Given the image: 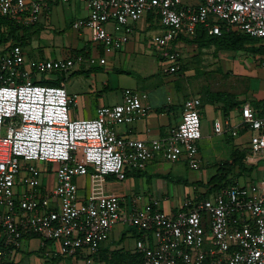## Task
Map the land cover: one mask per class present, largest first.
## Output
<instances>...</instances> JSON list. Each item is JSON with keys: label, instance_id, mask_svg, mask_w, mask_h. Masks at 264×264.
I'll return each instance as SVG.
<instances>
[{"label": "built area", "instance_id": "obj_1", "mask_svg": "<svg viewBox=\"0 0 264 264\" xmlns=\"http://www.w3.org/2000/svg\"><path fill=\"white\" fill-rule=\"evenodd\" d=\"M82 1L87 15L72 26L86 28L104 53L121 49L141 16L157 18L161 31L151 40L167 73L180 69L179 50L170 45L192 37L198 25L216 34L224 25L264 37V0ZM45 5V0H0V15L26 25ZM83 59L76 52L39 58L28 67L65 72ZM87 60L94 62L92 56ZM25 62L21 45L0 47V258L18 249L27 235L38 237L48 253L92 254L121 222L142 233L135 239L141 264H264V176L206 197L185 195L171 209L155 195L133 194L124 210L123 198L105 190L106 175L123 180L125 169L142 168L156 155L198 167L199 95L185 98L180 119L166 136L127 137L115 126L146 114L145 92L125 87L119 101L98 106L94 116L72 117L75 94L67 93L62 81H31ZM238 116L235 123L229 116H214L212 133L236 136L244 128L249 132L245 160L255 165L264 157V110L245 102ZM81 175L88 176L83 195L76 182Z\"/></svg>", "mask_w": 264, "mask_h": 264}, {"label": "rangeland", "instance_id": "obj_2", "mask_svg": "<svg viewBox=\"0 0 264 264\" xmlns=\"http://www.w3.org/2000/svg\"><path fill=\"white\" fill-rule=\"evenodd\" d=\"M182 3L184 5H195L198 3V0H182ZM58 4H61V2ZM46 6L47 2L42 11L39 13V18L35 23L29 26V29L32 32L25 36L27 44H24L22 48L25 56L29 57L30 59L35 60V58H44L45 56H60L62 51L58 50L57 46L53 45V40L51 39L50 34L54 35L55 40L59 34L62 35L66 32H74L72 28L73 26L69 25V19L71 16L70 12L64 11L65 24L62 25L61 23H57L55 21L51 15V12L48 14V8L46 9ZM139 19H142L144 21L143 23H147V26H144L142 30L135 31V34H140L139 41L142 45V50L136 54H133L129 63H121V68L127 69V71L123 72V69H117V67L111 68L113 65H106L105 67L98 66L97 63L92 64L84 58L82 61L76 62L65 72L37 70L33 67L30 68L26 66L31 74L30 80H32V78L38 80L42 77H49L53 79L59 78L61 80L67 77H69L70 80H72V78H77V81L73 83L76 89H88L89 87L93 90L95 87L91 86L90 82L93 83L92 85H95V80L93 78L94 73L97 72L108 74L112 71L114 74V79L118 80V83L116 82V86L106 87L98 84L97 82V91L95 95L102 98V100L106 102L105 104H111L115 102L120 93L121 86L130 82L134 78H137L138 80L142 78V76L138 74L139 72L137 68L132 67L133 63H140L143 61V59L148 61V56H150V58L153 59L152 61L155 62L156 53L157 51H160V49L157 48L151 40V37L154 33L161 31V25L158 23L157 18L152 17V19L150 18V20H147L146 17L141 16ZM29 39L31 40L30 43ZM79 45H82V42ZM170 46L179 50V63L182 66L181 70L172 73L158 72L156 74H152L151 76L152 79H160L167 83V92L169 94L174 95L177 93V95H200L202 102L206 105H211L212 102H219L220 104H223L224 101L221 99V97L220 100H218L215 96H213L214 93L223 92L229 95L238 94L241 91L244 81L248 78L249 68H255L257 69V72H260V76L257 78V80L261 82L263 86L262 90L260 91L262 92L264 89V40L262 38H260V40L246 41L243 43V45L235 49L219 48L213 44L200 45L196 42L187 40L176 41L174 45L172 44ZM239 60L242 66L246 68L242 73H240L241 70H239L240 68L238 66ZM82 65H86L87 69H82ZM171 83H177L176 85L178 86L174 87V85L172 86ZM67 88V93H70V87ZM137 90L140 91L139 89ZM75 95L78 96L77 94ZM91 95L94 94L92 93ZM259 97L260 95H258L257 101L259 100ZM238 100L241 103H245L243 102L245 101L244 99ZM259 107L263 108L264 110V102H259ZM72 111H77L81 114L84 112L81 110L80 105L73 106ZM207 120V116H204L201 125L202 136L197 141L199 146L198 154L199 157H201V164L199 162L198 167L191 168L182 160H163V169L170 171L167 177H156L155 175H150L148 178H146L144 175L136 176V185L134 188H131L130 182L127 180V184L130 185V189H128L127 193H124L122 187L116 183L113 175H109L107 177V187L113 184V191L115 193H118V195H122V193H124V197L127 199V203H125V200L123 201L124 210H126V208L131 205L133 194H140L146 198V193H149V191H152L153 189L156 190V196L160 199L162 206H178V204L183 200V197L188 194L187 192L189 189H187V186L192 187L194 184L191 183L185 185L182 182H176V178L179 177L181 179H187V176L192 177L196 176L197 174L200 175L202 168L201 166L204 165L205 162H209L205 166L206 172L203 171L200 176L195 177L196 180L206 181L210 174L215 171L214 169L218 164L228 160L231 157L230 155L233 149H245V147H247L249 136L248 131H246V134L243 136V138L239 137L240 135L244 134L242 132H240V135L232 136V138H226L212 132L208 134ZM243 139H245L244 142H242ZM148 169L152 170L151 167H148ZM152 172L153 171L150 173ZM81 176H85V182L88 184V176ZM263 176L264 157H261L257 164L253 166L250 176H247L246 178L260 180ZM239 178L241 183L243 176H239ZM195 179L192 181H195ZM43 180H46V178L44 177ZM50 180H53L52 171L50 174ZM161 192H167V197L165 199L160 197ZM21 252L22 251H20V253ZM26 254L29 261H31L35 255H37L41 261L46 260V262H51L52 260L50 256H44L39 253L37 254V252L31 251ZM70 258L74 259L73 257ZM10 262L13 263L12 261ZM23 264H25V262Z\"/></svg>", "mask_w": 264, "mask_h": 264}, {"label": "crops", "instance_id": "obj_3", "mask_svg": "<svg viewBox=\"0 0 264 264\" xmlns=\"http://www.w3.org/2000/svg\"><path fill=\"white\" fill-rule=\"evenodd\" d=\"M47 6L46 9L49 12H51L52 17L55 19L57 23H61L62 25L65 24L64 19V11L70 12L71 16L69 19V25H72V22L80 17H84L87 15V8L82 0H46ZM61 4H58L60 3ZM65 2V4H64ZM45 11V10H44ZM46 14V13H45ZM39 18V15H38ZM37 18V19H38ZM36 19V20H37ZM36 21L26 24L24 27V34L29 35L32 31L29 29V26ZM144 21L142 19H138L133 23L134 30L131 34V38L129 41H127L121 49L111 52V53H104L99 46H97L90 38L89 31L86 28H73V33L66 32L62 35H57V39L54 40V35L50 34L51 39L53 40V45L58 47V50L62 51V54L60 56L56 57H50V58H57V57H65L72 52H81L84 55V58L87 59V57L92 56L94 58L93 63H97L98 66L105 67L106 65H113L111 68L117 67L121 68V63H129L130 58L133 54H136L142 50V45L140 43V34H135V31L142 30L144 26H147V23H143ZM62 30V29H61ZM139 33V32H138ZM87 38V39H86ZM28 39V38H27ZM51 40V42H52ZM179 40H186L185 38H181ZM178 40V41H179ZM29 39V43H30ZM82 42V45H79ZM176 43V41H175ZM173 43V45L175 44ZM27 44V43H26ZM2 47V46H0ZM23 47V46H22ZM41 50V49H40ZM80 50V51H79ZM74 52V53H76ZM41 58V57H40ZM101 58L103 61H100ZM26 66H29L32 62H34L36 59H30L29 57H26ZM148 61H145L143 59L142 62L133 63L132 67L137 68L138 74L142 76L141 79L134 78L130 82L125 83L123 86L120 87V93L116 99L115 102L119 101L121 99V93L122 90L125 87L133 88V89H139L142 92L146 93V99L145 103L148 105V111L146 114L140 118L135 119L133 122L128 124H118L115 126V131L119 135L127 136V137H137V138H151V137H157V136H166L172 126H174L178 120L180 119L181 111L183 109V101L185 98L194 96V95H177L169 94L167 92V83L160 79H152V74H156L158 72H164L162 70V52L161 50L156 53V61H152L153 59L148 56ZM140 61V60H139ZM92 63V64H93ZM232 64V63H231ZM239 70L240 73L245 71V67L242 66L239 60ZM242 67V68H241ZM180 68H182L180 64ZM82 69H87L86 65H82ZM181 70V69H179ZM249 75L248 78L244 81L243 86L241 88V91L236 95L237 99H244L243 102L250 103L251 106H253V103L257 101L258 95H260L259 99H262V96L264 94V89L262 90V84L257 80V78L260 76L257 72V69L249 68ZM127 71V69H123V72ZM258 75V76H257ZM93 78L95 80V85H92L93 83L90 82L91 86H94L95 89L89 88L88 89H81L78 90L73 85L75 81H77V78H72V80L69 79V77L61 80L64 83V86L66 88V91L68 90L67 87H70V93L69 94H77L75 95V102L71 104L70 106V115L72 117H91L96 114V109L98 106L105 104L106 102L102 100V98L98 97L96 94L97 91V82L98 84H101L102 86L106 87H113L116 86V82L118 83L117 79H114V74L112 73H97L95 72L93 75ZM70 81V82H69ZM177 84V83H176ZM172 84L174 87H177L178 85ZM118 85V84H117ZM83 92V93H82ZM94 95H91V94ZM200 96V95H199ZM93 98V99H92ZM219 100V99H218ZM202 102V99H201ZM114 103V102H113ZM242 103H238L236 105H232L231 108L227 111L226 114H224L223 109L225 108L224 103L220 104L219 102H212L211 105H206L203 102L200 106V114H201V125L203 122L204 116H207V124H208V134L212 132L211 129V120L214 116H229L231 121L233 123L237 122L239 120V107ZM81 106V110L84 111L82 114L80 112H74L72 111L73 106ZM246 134L244 132L243 135H240V131L237 135H240V138H243V136ZM223 137L228 138L229 135L227 133L225 134H217ZM236 135V136H237ZM202 136V135H201ZM232 138V137H230ZM245 139L242 140L244 142ZM240 141V140H239ZM241 143V142H239ZM198 144V143H197ZM238 144V143H237ZM198 152H199V146H198ZM163 159L160 155H156L153 159L146 161L141 171H144L145 177L154 175L155 173H169V170H164L162 167V161ZM180 161V160H179ZM185 164L186 162L182 160ZM209 162H205L204 165L201 167L200 175L204 171L206 172L205 166ZM200 164H201V157H200ZM148 167H151L152 170H149ZM215 170V169H214ZM153 171L152 173H150ZM214 172V171H213ZM197 174L196 176L188 177V181H192L195 179V177L200 176ZM85 176H77L76 182L78 185V192L79 194L83 195L87 193L88 190V184L85 182L84 179ZM158 177V176H156ZM115 178V177H114ZM111 179V178H110ZM107 180V178H106ZM116 183L119 184L122 187V190L124 193H127L128 189L134 188L136 185V176H128L125 177L123 180L116 179ZM127 180H129L130 185L127 184ZM196 180V179H195ZM133 185V187H132ZM189 189L188 194H192L193 192V186H187ZM114 185H110L109 187L106 186L105 181V190L110 193H115L113 191ZM124 193L120 195L123 199L122 202L125 200V203H127V199L124 197ZM156 190L153 189L152 191H149V193H146L147 195H155L156 196ZM118 194V193H115ZM160 197H163L162 199H165L167 197V192H161ZM165 209H171L174 208L173 206H164ZM140 230L128 225L127 223H115L110 231L108 239L104 240L97 251L92 254H86V253H78L74 256L72 255H55L53 253H48V247L47 245L40 246V239L33 235H27L24 237L21 246L18 249H14L8 254L4 255L0 258V264H127L128 259L127 255L125 253H121L118 255H115L114 259L110 257V252L113 250H121L124 252H128L130 254L134 253L135 250V239L137 237L142 236L139 235ZM20 251H22L20 253ZM37 252V254H41L44 256H50L52 259L51 262L41 261L40 258L35 255L31 261H29L27 254L28 252ZM23 254V255H22ZM70 257H73L74 259H71ZM142 260V257H141ZM12 261L13 263H11Z\"/></svg>", "mask_w": 264, "mask_h": 264}, {"label": "trees", "instance_id": "obj_4", "mask_svg": "<svg viewBox=\"0 0 264 264\" xmlns=\"http://www.w3.org/2000/svg\"><path fill=\"white\" fill-rule=\"evenodd\" d=\"M147 20L152 19L151 14H147L146 16ZM24 27H26L24 24L18 23L7 16L0 15V46L6 45V44H19L23 46L26 44L25 40V34H24ZM187 41L196 42L200 45L203 44H213L216 47L219 48H225V49H235L237 47H240L243 45L246 41H253V40H260L262 38L264 40V37H255L248 35L247 33L239 30H234L231 28H226L224 25L221 26L220 33H212L208 31V27L203 25H198L196 27L195 34L190 37H183ZM80 51V50H79ZM76 52V51H74ZM73 52V53H74ZM181 69V68H180ZM33 82H36L34 78H32ZM37 82L40 83H47V84H58L60 82L59 78H40L37 80ZM217 99H221L224 101L225 108L223 109L224 114L227 113L229 108L232 107V105L238 104L240 101L236 99L235 95H229L226 93H214V95ZM201 99V96H200ZM262 99H259L258 101H255L253 103V107L255 110L259 111L260 113L263 112V108L259 107V102H261ZM263 102V101H262ZM202 103V102H201ZM240 132L244 133L245 129H241ZM232 137L229 135V138ZM248 151V148L245 147V149H238L235 148L231 152V157L218 164L215 168V171L210 174V176L206 179V181H200L195 180L192 182H188L187 179H181L176 178V182H182L185 185L193 183V192L192 194L197 195V197H206L209 196L212 192L219 190L221 187L228 186L231 184L240 183L241 180H239V176H243V180L241 183H245L251 178L247 179V176H250L251 170L254 165L248 164L245 160V153ZM125 177L128 176H141L145 175L144 171H141V168L137 169H125L124 170ZM155 176L158 177H167L168 173H155ZM109 175H106V178ZM146 178L148 176L146 175ZM191 195V194H186ZM142 234L139 232V235ZM125 253L128 257V263L127 264H141V253L139 251H135L134 253L130 254L128 252H124L121 250H113L110 252V257L115 258L118 254Z\"/></svg>", "mask_w": 264, "mask_h": 264}]
</instances>
